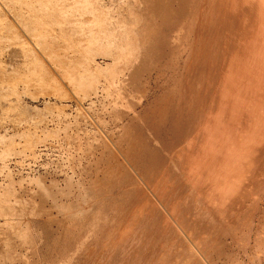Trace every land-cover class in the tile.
<instances>
[{"label":"bare ground","instance_id":"6f19581e","mask_svg":"<svg viewBox=\"0 0 264 264\" xmlns=\"http://www.w3.org/2000/svg\"><path fill=\"white\" fill-rule=\"evenodd\" d=\"M66 90L72 173L0 188V264H264V0H0V110Z\"/></svg>","mask_w":264,"mask_h":264},{"label":"rangeland","instance_id":"374dc122","mask_svg":"<svg viewBox=\"0 0 264 264\" xmlns=\"http://www.w3.org/2000/svg\"><path fill=\"white\" fill-rule=\"evenodd\" d=\"M102 58L101 57H98V59H97V61L98 62H100V63H102ZM19 66H20V69H23L24 68V65H22V62H20L19 63ZM155 78V75H154V77L152 78V79H154ZM155 82V79L154 80H152V83H153V85H154V82ZM102 86V85H101ZM102 89H99L97 92H98V98L97 99H94V105H93V107H92V109L90 110L91 111V115H93V119H90V120H88V125H87V127H88V130L89 129H91V130H93V128L95 127H97V125H94V124H96V123H94L95 121L96 122H98V120H97V118L99 117V118H103V120H104V128H106V129H109V131L111 130V128L113 127V123H112V114L110 113V110L109 109H107V110H104L103 111V106H105V105H108L109 103H110V101H111V99L110 98H104L103 97V95H102V91H101ZM67 91V95L69 96V95H72V97L70 96V98L68 99V101H64V103H60L61 101H59L58 100V98L57 99H55L54 98V96H52L51 97V106H54V105H56V107L55 108H46V110L45 111H43V112H37V113H32V112H30V113H28L29 115H22L20 112H23V111H21V109H17V110H15L16 111V115L15 114H13V113H15V111L13 112V111H11V112H9L10 113V115L7 113H3L1 110H0V134H2L1 135V137H3L2 139V141H1V143H0V146L2 147H0V152H1V150H2V152H4L5 153V151H6V153H5V156L4 157H2L3 155H0V188H5L8 192H11L12 190H18L20 187H27L28 185H30V183H29V178L31 177V176H37L38 175V173L39 174H41V175H43V176H45L46 178V180H48L47 181V183H49L50 182V180L51 179H53L54 177L58 180V181H60V183H62L63 181H64V174H69V175H71V169L68 167L69 165H67L68 163H66L65 162V159H66V155H65V151L64 150H62L59 146H58V143L60 144V140H55L56 138L54 137L55 135H53V134H55V133H57L58 131L57 130H59L61 127H63L64 125H66V124H70V126H71V130H73V129H75L74 127H77V125H75V123H74V121H75V119H76V114H77V112H76V109H77V103H76V100H75V98H74V96H73V94L71 93V92H69L68 90H66ZM70 93V94H69ZM56 102V103H55ZM58 102V103H57ZM66 103V104H65ZM89 104V102H85L84 103V105L87 107V108H89L90 106L88 105ZM61 105V106H60ZM33 106H35V105H33ZM36 106H38L40 109H42L43 108V101L41 100L38 104H36ZM63 106H66V107H64L63 108ZM62 109V110H64V112L63 111H61V110H59V109ZM47 109H49V111H51V112H47ZM50 109H52V110H50ZM18 111H20L19 113H18ZM40 111V110H39ZM59 111H61V113L59 112ZM23 113H27V112H23ZM63 113V114H62ZM67 114V115H65V114ZM5 114V115H4ZM12 114V115H11ZM32 114V115H31ZM35 114V115H34ZM37 114H39V115H37ZM46 114V115H45ZM2 115V116H1ZM8 115V116H7ZM23 117V119L21 118L20 119V117L21 116ZM28 116V117H27ZM32 116V117H31ZM52 116V117H51ZM7 117V118H6ZM12 117V118H11ZM19 117V118H18ZM31 119H30V118ZM34 117V118H33ZM38 117V118H37ZM7 120H6V119ZM41 118H43V119H41ZM96 120H95V119ZM10 119V120H9ZM15 119V120H14ZM33 119V120H32ZM35 119V120H34ZM5 120V121H4ZM9 120V121H8ZM21 120V121H20ZM30 120V122H28ZM93 120V121H92ZM19 121H20V123H19ZM79 121H81L82 123V125H83V127H85V124H84V121L82 120V119H79ZM3 122H5L4 124H3ZM26 123V126H25V123ZM52 122V123H51ZM29 123V124H28ZM32 123V124H31ZM72 123V124H71ZM92 123V124H91ZM42 124V125H41ZM5 125V126H4ZM22 125V126H21ZM73 125V126H72ZM75 125V126H74ZM47 126V127H46ZM21 127V128H20ZM36 127V128H35ZM39 127V128H38ZM2 128V129H1ZM17 128V129H16ZM24 128V129H23ZM50 128V129H49ZM55 128V129H54ZM73 128V129H72ZM31 131L30 132V134H29V130ZM28 130V131H27ZM35 130H36V132H35ZM50 130V131H49ZM52 130V131H51ZM90 130V131H91ZM23 131V133H21ZM33 131H34V133H33ZM40 131V132H39ZM52 132H54V133H52ZM70 132V131H69ZM92 132V131H91ZM47 133H49V135H48V137H47ZM18 136H17V135ZM25 135V134H28L27 135V137L29 136V135H31V134H35L34 136L36 137H40L42 140H43V138H46V140H44L43 142H42V144L43 143H52L53 144V147L51 146L50 147V145L49 144H44V145H42L41 143H40V148L39 149H44L43 151H42V156H41V158H40V161L38 162V163H34L33 162V160L32 159H30V149L29 148H24V147H28V145L27 144H29V141H28V139H26L25 140V138H26V135H25V138H24V136L23 135ZM14 135V136H13ZM22 135V136H21ZM45 135H46V137H45ZM50 135L52 136V139H54V140H51L50 138ZM60 135H61V138H62V136H63V133L62 132H60ZM12 139H11V138ZM14 137V138H13ZM36 137V138H37ZM6 138V139H5ZM29 139L30 138H32V140L30 141V142H32V141H34L35 139H33L34 137H32V136H29L28 137ZM37 138V139H38ZM39 138V139H40ZM9 139H11V140H9ZM48 139V140H47ZM6 140L7 141H9L10 143H11V145L13 144V148H11V145H10V143H9V146H8V142H6ZM26 141V142H25ZM49 141V142H48ZM52 141V142H51ZM58 141V143H56ZM60 141V142H59ZM15 142V143H14ZM21 142V143H20ZM25 142V144L27 145H23V143ZM63 144H64V146L66 147V142H62ZM5 145H7V146H5ZM21 146H23V149L25 150H23L22 149V147ZM56 146V147H55ZM10 148L9 150L7 149V148ZM6 150H5V149ZM14 148H15V150H14ZM4 150V151H3ZM12 151V153H11V151ZM61 150V151H60ZM23 151V152H22ZM46 151V152H45ZM10 152V153H9ZM25 152V153H24ZM63 152V153H62ZM9 153V154H8ZM48 155V156H47ZM8 156V157H7ZM63 156V157H62ZM2 158L4 159V160H2ZM63 159V160H60V159ZM62 163H61V162ZM57 162H60V163H57ZM15 163V164H14ZM17 163H19V164H17ZM31 163V164H30ZM53 164V165H52ZM4 165V166H3ZM55 165V166H54ZM59 165H61V166H59ZM64 167V168H63ZM2 168V169H1ZM3 168H4V170H3ZM62 168V169H61ZM69 168V169H68ZM8 169V170H10L12 173H11V175H8L7 173H8V171L6 172V170ZM34 169V170H33ZM61 169V170H60ZM33 170V171H32ZM66 171V172H65ZM45 172V173H44ZM36 173V174H35ZM61 173V174H60ZM77 174V175H76ZM76 174H75V179H77V177H78V175H79V173H78V170H76ZM11 177V179H10V177ZM30 176V177H29ZM9 179H8V178ZM32 178V177H31ZM51 178V179H50ZM12 183H11V182ZM10 182V183H9ZM22 182V183H21ZM9 184V185H8ZM12 186H11V185ZM5 185V186H4ZM10 188V189H9ZM11 188H12V190H11ZM13 192V191H12ZM37 222V221H36ZM37 223L40 225V226H37ZM36 223V225H33L34 227H33V229H34V234H36V229H37V231H38V228L40 227L41 229H42V231H44L43 232V234H45V236L43 235L42 236V238H44V239H46V241L48 242V240H49V243L50 242H52L53 240H54V238H56V236H57V234H59V230H58V228L56 227V225H54V224H51V226H50V224L49 223H43V221L42 222H40L39 220H38V222ZM40 223H43V224H40ZM35 224V223H34ZM45 224H47L46 226H47V228H46V226H45ZM44 226V227H41V226ZM53 225V226H52ZM44 228V229H43ZM58 230H56V229ZM55 229V230H54ZM47 232H46V231ZM49 230V231H48ZM56 231V232H55ZM46 232V233H45ZM53 232V233H52ZM52 233V234H51ZM49 237V238H48ZM51 237H53V238H51ZM52 239V240H51ZM51 244V243H50Z\"/></svg>","mask_w":264,"mask_h":264}]
</instances>
